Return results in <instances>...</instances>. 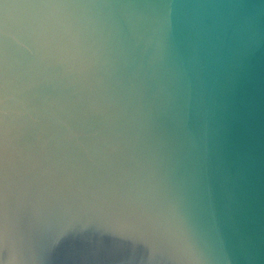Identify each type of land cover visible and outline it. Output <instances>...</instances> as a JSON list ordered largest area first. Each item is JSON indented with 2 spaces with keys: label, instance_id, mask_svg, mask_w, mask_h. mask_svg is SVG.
<instances>
[{
  "label": "water",
  "instance_id": "1",
  "mask_svg": "<svg viewBox=\"0 0 264 264\" xmlns=\"http://www.w3.org/2000/svg\"><path fill=\"white\" fill-rule=\"evenodd\" d=\"M0 264H264V0H0Z\"/></svg>",
  "mask_w": 264,
  "mask_h": 264
}]
</instances>
